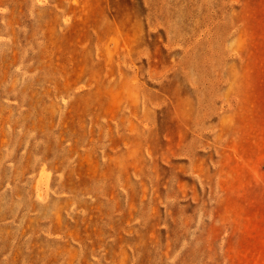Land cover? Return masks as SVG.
I'll list each match as a JSON object with an SVG mask.
<instances>
[{"label":"rangeland","instance_id":"rangeland-1","mask_svg":"<svg viewBox=\"0 0 264 264\" xmlns=\"http://www.w3.org/2000/svg\"><path fill=\"white\" fill-rule=\"evenodd\" d=\"M0 264H264V0H0Z\"/></svg>","mask_w":264,"mask_h":264}]
</instances>
